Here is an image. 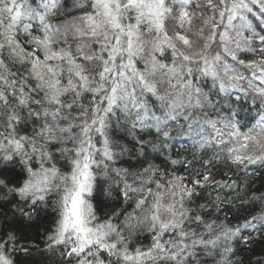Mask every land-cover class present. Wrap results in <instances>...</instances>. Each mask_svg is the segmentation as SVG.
I'll use <instances>...</instances> for the list:
<instances>
[{"label": "snow or ice", "instance_id": "obj_1", "mask_svg": "<svg viewBox=\"0 0 264 264\" xmlns=\"http://www.w3.org/2000/svg\"><path fill=\"white\" fill-rule=\"evenodd\" d=\"M0 264H264V0H0Z\"/></svg>", "mask_w": 264, "mask_h": 264}, {"label": "trees", "instance_id": "obj_2", "mask_svg": "<svg viewBox=\"0 0 264 264\" xmlns=\"http://www.w3.org/2000/svg\"><path fill=\"white\" fill-rule=\"evenodd\" d=\"M257 181H258V183H259V178H257Z\"/></svg>", "mask_w": 264, "mask_h": 264}]
</instances>
